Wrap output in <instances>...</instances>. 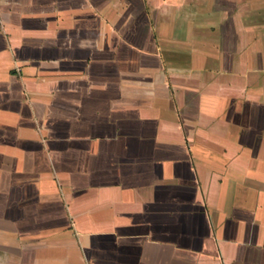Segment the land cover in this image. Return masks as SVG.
<instances>
[{
	"label": "crops",
	"instance_id": "obj_1",
	"mask_svg": "<svg viewBox=\"0 0 264 264\" xmlns=\"http://www.w3.org/2000/svg\"><path fill=\"white\" fill-rule=\"evenodd\" d=\"M0 264H264V0H0Z\"/></svg>",
	"mask_w": 264,
	"mask_h": 264
}]
</instances>
